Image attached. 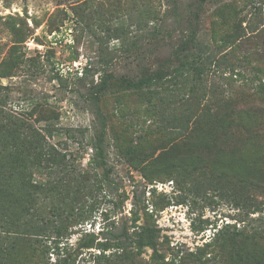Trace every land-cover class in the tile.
I'll list each match as a JSON object with an SVG mask.
<instances>
[{
    "label": "trees",
    "instance_id": "16d2710c",
    "mask_svg": "<svg viewBox=\"0 0 264 264\" xmlns=\"http://www.w3.org/2000/svg\"><path fill=\"white\" fill-rule=\"evenodd\" d=\"M167 3L164 25L148 37L126 41L129 31L116 16L119 11L106 26L107 38L124 39L122 48L136 62V73L116 76L103 70L96 80L92 67H85L79 78L82 83L91 78L87 99L98 128L93 135L83 129V142L70 130L66 136L91 150L86 168L79 153L63 143L54 106L25 94L29 109L15 113L9 108L11 87L0 84V264H51L52 252L57 257L52 264H264V0ZM121 13L134 16L132 7ZM149 13L142 11L140 20ZM158 17L151 14L153 21ZM11 32L15 42L0 64V79L23 68L18 49L25 33L16 26ZM32 67L31 76L40 70ZM54 78L62 82L59 74ZM113 88L149 100L166 91L182 94L179 112L167 125L162 116L158 125L164 136L169 132L157 139L161 154L155 157L157 150L146 147L142 136L121 155L149 183L173 181L186 195L182 202L218 192L239 210L237 223H246L242 229L230 222L215 227L209 242L169 261L153 213L135 194L131 216L112 221L101 238L85 235L76 247L63 243L76 227L93 220L103 199L119 193L102 108ZM121 197L115 204L120 209L126 200ZM109 213H102L105 219ZM148 249L152 254L145 260ZM84 251L90 258L79 260Z\"/></svg>",
    "mask_w": 264,
    "mask_h": 264
},
{
    "label": "rangeland",
    "instance_id": "374dc122",
    "mask_svg": "<svg viewBox=\"0 0 264 264\" xmlns=\"http://www.w3.org/2000/svg\"><path fill=\"white\" fill-rule=\"evenodd\" d=\"M122 1L120 5L116 0H0V64L15 42L11 26L20 28L26 37L25 42L19 43L18 49L24 61L23 68L10 79H0V84L12 89L13 101L9 103V108L15 113L28 108L27 100H22L25 94L27 98L32 94L36 101H48L60 113L59 127L63 128V143L67 142L71 153H79L84 168L87 167L91 150L66 136L67 130H70L79 142H83V129H88L86 135H93L98 128L93 106L87 99L86 85L91 78L83 83L79 81L83 70L92 67L91 73H95L96 80L103 70L116 76L136 73V62L126 58L127 53L122 48L124 39L107 38L105 29L115 15L113 11H119L116 16L126 21L129 31L126 41L131 42L150 36L156 27L164 25L161 16L168 8V0ZM131 7L134 13L132 19L128 12L121 13L130 11ZM142 11L149 13L148 18L140 20ZM153 13L159 15L154 21L151 20ZM32 65L40 69L33 76L31 74L35 67ZM56 74L62 77V82L54 78ZM180 101L184 102L179 92L166 91L149 100L148 97L120 88L104 98L102 108L108 118L109 165L119 193L103 199L93 220L76 227L64 244L76 247L85 235L101 238V233L108 229L112 221L118 222L123 216H131L135 194L145 201L148 211L153 213L155 224L161 231V242H166V247H169L166 250L169 261L178 254L195 251L209 242L214 236L215 227L230 222L236 223L239 229L243 228L246 223H237L239 210L231 202L221 200L218 192L208 191L196 200L188 198L182 202L186 195L173 181L149 183L141 171L121 155L123 148L136 144L144 136L145 146L157 150L155 157L159 156L162 150L158 149L161 144L157 139L166 138L169 132L164 136L158 125L162 116H165L163 121L166 125L174 118L181 108ZM121 196L126 200L120 209L115 204L122 200ZM164 205V208L158 209ZM109 211L112 213L105 219L102 213ZM251 217L257 218L258 214ZM206 221L210 225L206 226ZM87 225H91V228ZM204 228L206 230L201 231ZM98 252L93 249L94 254ZM90 254L84 251L79 260L85 256L90 258ZM151 254L152 251L148 249L143 258L149 260ZM56 258L52 252L49 262L55 263Z\"/></svg>",
    "mask_w": 264,
    "mask_h": 264
},
{
    "label": "built area",
    "instance_id": "2783aa9c",
    "mask_svg": "<svg viewBox=\"0 0 264 264\" xmlns=\"http://www.w3.org/2000/svg\"><path fill=\"white\" fill-rule=\"evenodd\" d=\"M87 226H89L91 228V225H87Z\"/></svg>",
    "mask_w": 264,
    "mask_h": 264
}]
</instances>
